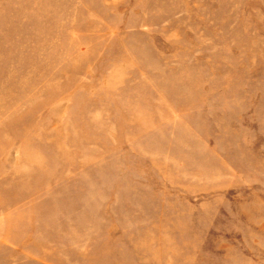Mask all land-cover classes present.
<instances>
[{
	"label": "rangeland",
	"instance_id": "1",
	"mask_svg": "<svg viewBox=\"0 0 264 264\" xmlns=\"http://www.w3.org/2000/svg\"><path fill=\"white\" fill-rule=\"evenodd\" d=\"M0 264H264V0H0Z\"/></svg>",
	"mask_w": 264,
	"mask_h": 264
}]
</instances>
